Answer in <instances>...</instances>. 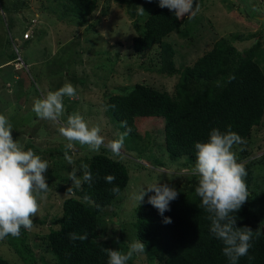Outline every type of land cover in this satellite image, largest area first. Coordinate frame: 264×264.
Masks as SVG:
<instances>
[{"label": "rangeland", "instance_id": "1", "mask_svg": "<svg viewBox=\"0 0 264 264\" xmlns=\"http://www.w3.org/2000/svg\"><path fill=\"white\" fill-rule=\"evenodd\" d=\"M119 1L129 0H0V114L7 116L13 126V138L25 150L32 149L48 161L45 176L50 187L46 199L40 201L32 228H21L18 237L9 235L0 240V259L8 264H57L48 239L51 232L61 227L63 202L74 197L92 204L77 196L81 185L76 187L68 178L69 173L75 168L77 176L82 177L81 165L89 167L95 155L119 161L130 177L124 191L97 216L96 227L89 235L103 249L126 252L139 239V204L133 196L141 187L147 190V186L159 182L185 194L198 181L193 174V157H175L168 152L165 122L161 118H134L120 154L114 155L108 144L124 131L108 108L113 98L127 97L136 85L172 95L181 73L193 67L221 38L239 53L248 49L245 56L252 57V62L264 72V0H196L194 9L198 5V11L184 17L188 24L161 38L160 45L143 51L134 50V39L149 38L145 24L160 8L159 1L131 0L134 6L129 8ZM95 5L98 11L94 16L82 21L81 15L89 12L87 7L92 9ZM137 7H143L145 14H138ZM106 10L102 16L100 13ZM189 24L195 25L196 30L194 27L188 37ZM169 45L173 50H168ZM174 64L182 72L179 76L167 75ZM65 83L77 86V94L64 97L62 116L57 121L37 117L32 110L34 101ZM75 112L84 116L89 127H100L104 144L99 150H90L78 142H73L71 150L66 149L69 142L59 128ZM243 141L233 150L247 172L245 227L264 234V110L259 123ZM66 150L72 164L64 159ZM151 195L155 193H148L142 203ZM12 240H23L32 254L26 258L18 255L10 244ZM155 244L145 245L144 252L134 254L128 264H165V240L159 239Z\"/></svg>", "mask_w": 264, "mask_h": 264}, {"label": "trees", "instance_id": "2", "mask_svg": "<svg viewBox=\"0 0 264 264\" xmlns=\"http://www.w3.org/2000/svg\"><path fill=\"white\" fill-rule=\"evenodd\" d=\"M130 2L131 0L119 1V4L122 3L120 5L127 8L133 7L134 4ZM195 2L196 0L194 5ZM97 6L92 9L88 6L86 11L89 12L81 15L82 21ZM133 10L131 9V13ZM106 13L107 10L102 11L103 15ZM146 22L145 29L148 30L149 38L143 41L137 36L134 39L135 51L160 45L161 38L176 32L184 23L188 24V19L178 20L173 11L159 8ZM194 27L195 25H188V37ZM169 49L173 50L171 46ZM246 51L248 49L239 53L228 40H217L207 53L192 64L193 67L188 66L191 68H186L181 73L172 95L136 85L127 97L113 98L108 108L114 121L125 132L127 128L132 129L133 120L138 116L161 118L165 122L168 152L175 157L188 155L195 160L194 145L197 142H207L214 128L223 132L230 126L244 140L252 127L259 123L264 110V72L257 63L255 65L252 62V57L245 56ZM236 54L241 58L240 61ZM173 68L166 74L179 76L178 73L182 71L178 72L175 64ZM123 122H126L127 128L122 126ZM244 143L245 141L234 146L240 147ZM89 169L93 174V181L91 185L82 182L77 196L82 199L88 197L85 200L92 204L82 203L74 197L65 199L61 227L49 234L48 241L57 264H108L104 249L90 239L89 235L96 227L97 216L129 185L130 177L125 166L110 156H93ZM109 175L115 176L114 182L108 183L105 180ZM116 186L120 189L118 195L111 191ZM197 186L198 181L189 193H179L177 199L170 202V211H166L163 217L148 202L139 205L138 238L146 246H154L159 239H164V250L168 257L165 264H230L223 254L222 241L210 232L209 213L204 210L201 198L195 193ZM246 215L243 205L236 213V227H245ZM165 217L171 218L172 223L165 224ZM70 233L77 236L86 234L88 238L84 241L72 240L69 238ZM10 244L23 258L32 254L23 240H12ZM0 264L8 263L0 259ZM238 264H264V234L260 231L253 232L252 247L246 256L239 259Z\"/></svg>", "mask_w": 264, "mask_h": 264}, {"label": "clouds", "instance_id": "3", "mask_svg": "<svg viewBox=\"0 0 264 264\" xmlns=\"http://www.w3.org/2000/svg\"><path fill=\"white\" fill-rule=\"evenodd\" d=\"M159 7L173 11L179 20L186 15H195L199 6L194 9V0H159ZM137 11L140 15L145 14L143 7H137ZM76 94L77 86L65 83L58 90L49 91L43 98L36 99L32 110L40 119L57 121L64 112V97L72 98ZM122 126L127 128L126 122H123ZM130 131L131 129L127 128L118 139L109 142L108 147L114 155L120 154L124 138ZM59 133L69 142L66 145L67 150L73 148V142L87 145L93 151L99 150L104 144L100 127H89L79 112L68 116L67 121L59 128ZM243 142L239 134L229 126L228 130L223 132L218 128L212 129L207 142H197L194 145L196 160L193 174L198 176L195 193L201 198L204 210L209 213L210 232L222 241L223 254L230 264H238L239 259L248 254L254 232L247 226L236 227V213L248 201L249 196L245 182V165L238 162L237 152L233 150L234 145ZM67 150L64 152V159L72 164L73 159ZM81 168L82 177L77 176V170L74 168L68 178L76 187L82 182L91 185L92 172L87 165L82 164ZM48 169L49 163L46 159L32 149L25 150L20 141L13 138L12 124L6 115L0 114V240L9 235L18 237L21 228H32L33 217L39 211L40 201L46 199L50 191L45 176ZM115 179L114 175L105 177L108 183L114 182ZM146 189L141 187L134 194V200L140 205L148 193L154 192L155 195L149 196L147 202L158 209L162 217L166 211H170V202L176 200L179 195L174 187L159 182L147 186ZM111 191L118 195L120 189L116 186ZM163 222L170 224L172 220L165 217ZM69 238L84 241L88 237L86 234L77 236L70 233ZM144 250L145 244L139 239L133 241L126 252L120 249H104L108 264H128L134 254L143 253Z\"/></svg>", "mask_w": 264, "mask_h": 264}, {"label": "crops", "instance_id": "4", "mask_svg": "<svg viewBox=\"0 0 264 264\" xmlns=\"http://www.w3.org/2000/svg\"><path fill=\"white\" fill-rule=\"evenodd\" d=\"M98 11V6H97V8L95 9V11L89 16V17H87V19H86V21L87 20H89L90 18H92L93 16H94V13L95 12H97ZM99 13V12H98ZM102 16H104L103 14H102V12L100 13ZM101 18V17H100Z\"/></svg>", "mask_w": 264, "mask_h": 264}, {"label": "built area", "instance_id": "5", "mask_svg": "<svg viewBox=\"0 0 264 264\" xmlns=\"http://www.w3.org/2000/svg\"><path fill=\"white\" fill-rule=\"evenodd\" d=\"M28 37V35H25V38H27Z\"/></svg>", "mask_w": 264, "mask_h": 264}]
</instances>
